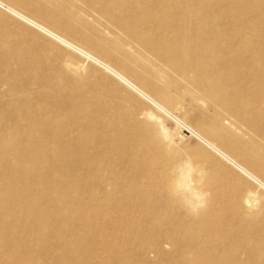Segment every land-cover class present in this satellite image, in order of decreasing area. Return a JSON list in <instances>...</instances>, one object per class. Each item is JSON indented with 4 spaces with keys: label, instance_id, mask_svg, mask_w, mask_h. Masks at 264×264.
I'll return each instance as SVG.
<instances>
[{
    "label": "bare ground",
    "instance_id": "obj_1",
    "mask_svg": "<svg viewBox=\"0 0 264 264\" xmlns=\"http://www.w3.org/2000/svg\"><path fill=\"white\" fill-rule=\"evenodd\" d=\"M97 1L109 9H130L128 31L155 53L157 64L141 65L127 49L114 58L106 41L91 32L62 24L35 4L0 0L5 14L82 58L59 67L58 82L38 75L33 58L20 67L23 75L12 72L9 77L4 72L8 60L21 62L22 56L0 53V80L12 91L41 88L31 103L24 97L13 116L3 112L0 118V245L50 257L47 235L35 238L34 231L40 235L46 227H58L55 215L61 209L79 210L88 197L90 224L100 227L103 247L121 240L112 235L120 227L130 230L128 219L114 221L110 213L148 218L149 223L159 218L162 226L150 244L142 243V234L136 238L142 264H151L148 253L167 264H264V195L259 191L264 192V0H203V5L193 0ZM225 21L246 27L257 23L261 34L254 40L236 37L233 28L221 30ZM120 84L161 116L188 128L256 187L245 189L231 173L224 175L219 161L202 148L178 159L172 147L175 132L160 115L143 109L138 124L106 98L107 89L125 96ZM128 100L133 98L128 95ZM180 102L194 103L209 117L185 120L175 109ZM8 142L14 143L12 149ZM211 171L238 192L223 193L209 179ZM82 182L87 184L80 185L83 192L77 198L65 192V185ZM53 192L56 198L50 196ZM100 214L107 216L100 221ZM104 250L97 246L86 256L97 258ZM127 255L122 249L110 253L109 260L119 262Z\"/></svg>",
    "mask_w": 264,
    "mask_h": 264
},
{
    "label": "rangeland",
    "instance_id": "obj_2",
    "mask_svg": "<svg viewBox=\"0 0 264 264\" xmlns=\"http://www.w3.org/2000/svg\"><path fill=\"white\" fill-rule=\"evenodd\" d=\"M193 1L195 3H199L200 5H203V2H204L203 0H193ZM23 2H27L29 4H35L36 7H39L42 11L51 13L52 15L58 17L62 24H66V25L71 24L76 29L77 28L84 29L86 31L91 32V34H93L95 37H98L106 41V46H107L106 48L107 50H109V52H111L112 57L114 58H118V57L121 58V52L127 49L129 53L131 54L130 59L140 60L141 65L143 63L157 64L158 62V60L155 57V53L147 50V48H145V46H143V44L138 40L137 36H134L131 33H129L128 28H127V22H126L127 21L126 19L130 14L129 8L120 9L117 7H113L109 9L107 6H103L102 4H100L99 1L97 0H23ZM258 4H261L260 0L258 1ZM22 6L23 4H20L19 7L22 8ZM24 7H25L24 11H27L28 10V9L26 10L27 6H24ZM95 27L97 28L95 29ZM112 27H114L115 29ZM261 27L262 25H259V24L257 25V23L249 25L247 27L243 25L241 26V24L240 25L232 24L230 23V21H225L224 23H221V30L222 28H229V29L233 28L235 29V34L238 35L236 37L245 35L246 37H249L253 40L260 36ZM120 33L124 34V36H122ZM222 36L223 37H221V40L223 43L226 41L225 38H227V35L223 34ZM0 53L8 57L14 56V55L18 57L22 56L21 62L14 60V59L8 60L9 66L7 70L4 72L8 71L6 74H8L9 77H13L12 72H14L17 76L23 75L24 72L22 70L23 69L22 65L29 66L30 61H31L30 58H33V63L35 65V69L37 68L38 75H41L42 73H44L46 76H50L53 78L56 77L58 82H59V67H64V65L66 63H69L70 61L75 62V60L76 61L82 60L80 56L70 52L63 46L57 44L53 40L49 39L45 35L34 30L33 28L27 26L26 24L16 21L11 16L5 14L2 10H0ZM155 60H157V62H155ZM20 67L22 69H20ZM2 69H5V68H2ZM145 69L148 71L147 68ZM108 81H110V83L112 84L116 83L112 79H109ZM52 87H57V84L53 85ZM120 88L125 94V96H115L109 91V89L105 90L104 95L109 101H113L114 103L118 105V107L123 109L126 113V116L129 118V120H132L138 124H141L143 122V118H141L142 114L140 113L142 112L143 109H148V108L152 109L151 106L145 100L137 96L134 92L130 91L125 86L120 84ZM11 89L12 88L10 87L7 81L0 80V118L2 115H4L3 112H7L13 116L16 113L17 108L20 105H22L24 97H27L29 100L28 103H31V101L35 99L36 94H39V92L41 91V88H39V86L37 85H34L31 88L25 90L26 93L21 91V87L16 92L12 91ZM25 95H28V96H25ZM128 95L131 96V98H133L132 101L128 100ZM180 103L181 104L177 105L175 109L177 111H180L182 117L191 123H193L194 119L197 117H202V118L209 117L208 111L200 109L194 103H183V102H180ZM152 111L158 114V112H156L155 110L152 109ZM138 114H140V116ZM160 117L165 122L167 127H169L175 132V136L173 139L174 143L172 147L176 149V157L178 159L186 157L193 151H196L197 148H202L208 151L211 155H213L219 161L221 168L224 169V175H225V172L228 174L231 173L233 175V178L243 183V187L245 189H249V188L254 189L256 187L254 183H252L249 179H247L244 175H242L234 167H232L230 164L225 162L222 158L215 155L206 146L201 144L199 140H197V138H195V136H193L190 133L188 128L177 125L173 120L168 119L165 116L160 115ZM222 117H225V115H223ZM145 122L148 123L147 120ZM1 124L2 122L0 120V127L2 126ZM13 146H14L13 142H8L7 147L12 149ZM86 159H89V157L88 158L86 157ZM83 171L86 172V170H83ZM102 172L103 174L105 173V171H102ZM106 173L108 172L106 171ZM106 173L104 175H106ZM208 176H209V179L213 181V183H216L218 186L221 187V191L223 193L231 195V194H234V192L235 193L238 192L235 186L230 184L227 179L223 178V176L218 177V175L216 174L214 175L212 171L208 174ZM86 182L88 183L89 181H86ZM86 182H82V184L78 183V184L67 186V187L65 185L64 190L65 192L69 194V196L77 198V195L79 194V192L81 191L83 192V189L81 190L82 187H80V185L83 186L84 184H87ZM104 187L107 190H110L112 188V186L111 185L108 186V184H106ZM259 191L263 193L264 195L263 191L261 190ZM57 195H58L57 192H53V194H50L52 198L53 197L56 198ZM95 195H99L98 192H95ZM116 196L120 197V194ZM82 200H81L82 207L77 208V209L79 210L85 209L86 210L85 212L80 213L79 210H76V209L71 210L69 208L61 209L59 212L60 214H56L55 215L56 219L54 218V221L56 222L55 224L59 225L58 227H55V228L51 226L46 227L42 231L40 230L42 233L40 235H38V232L34 231L35 238L36 237L39 238L42 235H47V241L49 243L48 246L50 247V250H51L50 257H44L39 253H33L32 255H27L26 253L18 252L14 248H7L4 245H0V264H27V263L28 264H73L76 261H78V264H79V262L84 258V256H86V253L87 252L89 253L90 251L92 252V250L96 248L97 246L102 247L103 250L105 249L104 253L100 257H97V258L86 256L84 263H87V264H109V263L110 264H114V263L115 264H118V263L119 264H142L141 260L138 259V256H137V252L139 248L137 245L138 242L136 238L139 236V234H142L144 239L146 240V241H143L142 243L150 244V241L152 240V238H154V235H156V232H158V230L162 226L159 222L160 221L159 218L150 217L151 222L154 224L153 225L152 223L148 222V218L146 220H141L133 216L120 217V215L117 216L116 214L110 213L109 215H112L110 217H113L114 221H115V218L116 220L118 219L120 221L122 219L123 220L128 219L127 220L128 223L130 222L129 229L130 230L132 229L135 232H132V231L129 232L130 230L128 229L126 230L125 227L124 228L120 227L119 228L120 230L118 229L117 232L112 235H115L118 238L121 237L122 241L121 240L120 241L116 240L115 242L109 241V244L103 247L101 239H104V238H102L99 234V232H101V230H99L100 227L95 226V223L90 224L91 222L90 218L93 216V214L92 212L88 210L90 209L88 208V205H89L88 197ZM103 215L107 216L106 214H102V215L100 214L99 215L100 218H98L97 220L102 219ZM96 216L94 215V217ZM260 216L263 217L264 219V212L260 213ZM106 219L110 220L109 217H106ZM143 222L149 227H143V224H142ZM136 224H138V226ZM63 229H65V234H63ZM57 230H59V236L57 234L58 233ZM139 230H143V232L140 233ZM91 235L93 236V238L95 237L92 240L87 238L88 236H91ZM70 238L72 239L70 240ZM53 241H54V244L51 243ZM65 242H67V244H65L66 250H67L66 254L63 252L64 251L63 244ZM87 245H89L90 248L93 247L92 250L90 251L86 250ZM122 249L128 253L127 257L122 259L123 261L119 260V262L118 261L115 262V258H110L109 260L110 253L119 252ZM166 250L172 253L170 247L169 249L167 247ZM52 255H54L55 258H53ZM148 256H149V259L151 260L150 261L151 264H167L166 263L167 261L165 259L160 258L159 256H154V254L152 253H148ZM84 263H80V264H84Z\"/></svg>",
    "mask_w": 264,
    "mask_h": 264
}]
</instances>
